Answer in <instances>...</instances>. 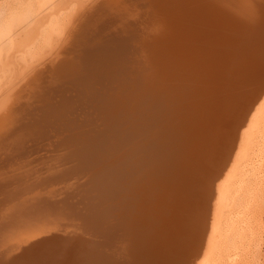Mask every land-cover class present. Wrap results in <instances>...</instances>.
<instances>
[{"label":"bare ground","instance_id":"1","mask_svg":"<svg viewBox=\"0 0 264 264\" xmlns=\"http://www.w3.org/2000/svg\"><path fill=\"white\" fill-rule=\"evenodd\" d=\"M138 3L141 8L133 10ZM227 10L231 12L232 22H222L228 17ZM101 11L109 13L102 16ZM150 11L153 12L149 14ZM90 17L99 19L95 20L96 25L99 23V34L103 32L106 36V40L101 39L104 44L121 48L130 38L128 45L135 44L131 45L137 47L135 52L147 49L148 53L145 50L140 57L132 58L126 52L111 54L102 45L95 50L101 54L100 60H93L89 52L81 54L74 47L84 33L90 32V26L85 24ZM125 19L126 25H120ZM117 27L113 35H108L107 30ZM225 27L229 30H222ZM80 28L85 30L82 36L75 32ZM133 33L147 36L144 37L147 42L141 38L132 40ZM153 42L154 45L146 48V44ZM256 48L264 56V0H15L2 6L0 250L7 252L0 256V264H138L124 257H137L134 245L138 246L137 251L144 243L143 252L164 247L172 238L167 236L171 232L179 234L180 230L172 229L175 221L160 224V232L152 228V213L146 205L150 202L149 190L143 193L141 180L133 187L127 180L131 173H136L133 170L139 169L138 165L147 164L146 157L150 156L149 164L154 160L153 150L144 157L143 154L151 146L156 150L161 138L173 144L170 160L176 161L181 155L175 141L185 137V124L191 121L195 124L202 111L200 119H207L200 124L199 133L221 126L229 144L208 157L210 153L204 148L195 150V153L200 151L205 167L199 174L205 188L202 196L206 204L201 209L204 214L200 222L204 224L198 228L200 234L194 235L192 240L196 245L193 243V248L190 244V249L182 239L188 236L190 239L197 229L191 227L190 236L184 226L190 223L187 225L190 229L191 220L195 219L189 218L187 222L186 218L187 224L183 222L181 226L178 215V226L185 229L180 235L186 237L170 240L175 246L180 241L183 243H179L175 259L180 257L179 264H254L259 236L263 233L256 217L264 203V73H258V78H248L244 72L248 65L245 60ZM167 53L169 57L165 60L162 55ZM121 57L125 59L120 61ZM104 65L108 66L107 71L96 75ZM115 67L121 68L117 70L121 77L114 84L119 89L110 93L113 86L108 76L115 74ZM197 70L211 73L210 78L213 76L202 97L196 93L198 79L191 74H199ZM235 70L237 73L231 75ZM235 75L244 76L238 79ZM87 76L90 80L84 81ZM230 80H234L233 88L237 90L227 98L229 112L223 114L224 118L221 114L215 116L216 110L209 113V105L215 109L223 106L219 102L220 94L215 95V102L208 103V99H215L211 85L222 87L225 85L220 82L226 84ZM69 88L76 89L81 107L78 103L59 104L62 99L72 97ZM62 91L61 97L55 95ZM83 93L88 97H78ZM108 101L115 103L114 106L101 108ZM168 106L172 108L166 109ZM140 110L143 113L138 115ZM238 113L240 117L235 122ZM80 117L93 122L91 131L81 135L76 129L82 121L75 123ZM122 130L137 138L138 153L133 158L128 154L131 160L126 159L127 151L120 152L127 144L120 139L127 141L130 137ZM72 138L76 145H70L75 149L63 148ZM164 149V152L160 150L161 156L168 150ZM151 156L154 158L150 159ZM194 159L197 156L193 155ZM127 162L132 165L128 166ZM165 166L168 167L166 163ZM108 188L115 190L112 189L115 194L110 191L113 196L107 193ZM194 190L190 188L191 193ZM156 194L152 196L157 197ZM152 201L149 205L157 202ZM131 202L135 204L129 208ZM112 203L126 207L111 209ZM167 218L166 215L162 221H168ZM160 233L161 238L157 236ZM147 242L155 248H149Z\"/></svg>","mask_w":264,"mask_h":264},{"label":"rangeland","instance_id":"2","mask_svg":"<svg viewBox=\"0 0 264 264\" xmlns=\"http://www.w3.org/2000/svg\"><path fill=\"white\" fill-rule=\"evenodd\" d=\"M13 1H15V0H0V8L2 7V6H6V5H8V4H10V3H12ZM8 2V3H7ZM89 2V1H88ZM115 4V3H114ZM154 5H156V3H153ZM115 5H118V4H115ZM140 9L141 7H140V5H139V3H138V5H134V7L132 8L133 10L134 9ZM111 10V9H110ZM109 10V11H110ZM106 11V10H105ZM100 12V9L98 10V13ZM102 12V11H101ZM153 11H150L149 12V14L150 13H152ZM227 12L229 13V14H226V15H228V17H225V18H223L222 19V22H226V21H229V22H232L231 21V12L230 11H228L227 10ZM103 14H102V16H104V14L106 15H108V11L107 12H102ZM110 14H115V13H113L112 11H110ZM98 15H100V13L98 14ZM106 15V16H107ZM224 15H225V13H224ZM89 16H92V15H89ZM88 16V17H89ZM105 16V17H106ZM114 16V15H113ZM99 17V19H100V16H98ZM92 17H90V18H88L87 19V22L85 23L86 25H88V27L90 26V28H89V30L88 31H90V32H88L87 34L86 33H84L85 32V30H81V28L77 31H75L76 33H77V35L78 34H81V36H82V33H84L83 34V36H82V38L79 40V41H77L76 43H75V47L74 48H76L77 50H81V54H82V52L84 51V53H86L87 55L89 54L90 55V57H92V59L93 60H100L102 57H101V54L99 53L98 54V52H96L95 50L96 49H98L99 47H101L102 45H103V47L104 48H106L108 51H110L111 52V54H114V53H117V52H119V53H121V55H122V53L124 54V52H126V54L125 55H128V56H130V57H132L133 58V56H138V55H140V53L141 52H143V51H147V49H145V50H138V51H136L135 52V50L137 49V47H134V46H131V45H135V44H131V45H128V44H130L129 42V40H130V38H128V40L126 41V44H125V42H120V44H121V48H116L115 46H108L107 44H104L103 43V41L102 40H106V36L104 37V35H103V32H101L100 34H99V23H98V25H96L97 23H96V20H99V19H96V18H93L92 20ZM96 19V20H95ZM225 19V20H224ZM128 22V20L127 19H125L124 21H122L121 23H120V25H122V23H123V25H126V23ZM101 23V22H100ZM242 23V22H241ZM94 24V25H93ZM119 25V26H120ZM229 26V25H228ZM93 27V28H92ZM120 28V27H119ZM226 29H228L229 30V28H227V27H225L224 29L222 28V30H226ZM118 30V27H117V29H115V30H112V31H109V30H107V33H108V35H113L114 33H115V31H117ZM122 30H124V28H122ZM107 33H105V35L107 34ZM98 34L100 35V37H98ZM133 37L131 38L132 40L133 39H137V40H146L145 42H147V39H144V37L146 38L147 36H144V35H139V34H134L133 33ZM136 35V36H135ZM102 36V37H101ZM138 36V37H137ZM141 36V37H140ZM113 36H111V38H112ZM160 37V34L156 37V38H159ZM99 38V39H98ZM141 38V39H140ZM95 39V40H94ZM102 39V40H101ZM99 41V42H98ZM129 41V42H128ZM94 42H96V43H94ZM144 42V43H145ZM101 43V44H100ZM103 43V44H102ZM143 43V44H144ZM100 45V46H98L97 48H95L96 47V45ZM155 44V42H153V43H151V44H146L147 45V47H146V45H145V47L146 48H149V46H151V45H154ZM125 45V46H124ZM95 46V47H94ZM123 46V47H122ZM225 46H227L226 44H225ZM115 47V48H114ZM130 47V48H129ZM160 47H163V49H166V47L167 46H160ZM84 48V49H83ZM92 48V49H91ZM95 48V49H94ZM109 48V49H108ZM111 48V49H110ZM128 48V49H127ZM167 48H169V47H167ZM173 48H175V47H173ZM89 49V50H88ZM118 49V50H117ZM120 49V50H119ZM122 49V50H121ZM139 49V48H138ZM114 51V52H112V51ZM86 51V52H85ZM91 51L93 52V53H91ZM128 51H129V53H128ZM255 51V52H254ZM254 51H252L251 53H249V57L245 60L246 62L245 63H247L248 62V65H247V67H245L246 68V70H245V75L247 74V77L248 78H251V76L253 77V78H255L257 75H258V73H261V72H263L264 73V70H262V69H264L263 67H264V56H262V54H259V53H261L260 51L258 52V50H257V48L256 49H254ZM87 52H89V53H87ZM153 52H154V50L153 49H151V53H152V55H155V52H154V54H153ZM258 52V53H257ZM133 53V54H132ZM135 53V54H134ZM144 53V52H143ZM147 53H148V51H147ZM160 53H162V51L160 52ZM255 53H256V56H255ZM86 54H83V55H86ZM94 56H93V55ZM252 55V56H251ZM165 57V60H167V57H169V55H168V53H167V55L166 54H164V55H162V57ZM138 57H140V56H138ZM153 57V56H152ZM262 58V59H261ZM123 59H125L124 57H121L120 58V61L122 60L123 61ZM127 60V59H126ZM161 61V60H160ZM158 62V61H157ZM112 64V63H111ZM161 64V63H160ZM233 64V63H232ZM107 65V64H106ZM253 67V68H252ZM261 67V69H259ZM107 69H108V66H103L100 70H98V71H96V75L97 74H99V75H102V74H104L106 71H107ZM121 68L120 67H115L113 70H115V74L114 73H112L111 74V76H108V81L111 83V85L113 86L112 87V89H111V92L110 93H115L118 89H119V87H116V86H114V84L117 82V81H119L118 79L121 77V75L120 74H118L117 73V70L119 71ZM112 70V71H113ZM261 70V71H260ZM198 71V70H197ZM114 72V71H113ZM101 73V74H100ZM117 73V74H116ZM198 73H199V71H198ZM202 73V74H201ZM234 73H237V70H235V71H232V73H231V75H234ZM191 74H192V76H194V77H197V79H198V83H197V85H196V89H198L197 91H196V93H199V96L200 97H202V95L201 94H203V91H205V89L207 88V89H209L208 87L210 86V84H209V81L210 80H212L213 79V76L210 78V75L209 74H211V73H209L208 75L207 74H205V73H203V72H200L199 74H195L194 75V73L193 72H191ZM199 75V76H198ZM200 75H202V76H200ZM236 76V78H238V79H240V78H242V76H244V75H240V76H237V75H235ZM250 76V77H249ZM114 77V78H113ZM201 79H200V78ZM256 78H258V76L256 77ZM200 79V80H199ZM90 79H89V76H87L86 77V80H84V81H89ZM91 80H93V79H91ZM204 80H205V82H204ZM83 81V82H84ZM201 81H202V83H201ZM226 81V80H225ZM225 81H222V82H220V83H223L225 86H222L221 87V85L219 86V87H216V85H215V87L214 86H212L211 85V94L213 95V97L215 98L214 100H213V98H211V99H208V100H210L208 103H210V104H212L213 102H215V100H216V96L215 95H219L220 94V100H219V102H220V105L222 106H224L225 108L223 109V106H222V108L219 106V109H215L216 107H213V106H211V105H209V107H208V110H209V113L210 112H214L215 110H216V113H215V116H219L220 114L222 115V118H224L225 117V115H227V113L229 112V111H227V98H229V96H231L230 94H232L233 93V91H236L237 89H235L234 90V88H233V86H235L233 83H234V80H230V81H227V83L225 84ZM251 81H252V79H251ZM250 81V82H251ZM261 81V80H260ZM157 83V82H156ZM204 83V84H203ZM217 83V82H216ZM259 83V82H258ZM206 84V85H205ZM227 86V87H226ZM157 87V89L159 90V89H161L160 87L161 86H156ZM225 87H226V89H225ZM75 88H78V87H75ZM78 89H80V88H78ZM82 89V88H81ZM70 92H73V95H72V97L71 96H69L68 98L67 97H65L64 99H68V100H64L63 101V99L60 101V105L62 104H67L68 106L69 105H76L77 103H78V106L79 107H81V105H79V103L81 104V102L80 101H77V97L75 96V90H74V88H69L68 89ZM72 90H74V91H72ZM216 90V91H215ZM245 90V88H243V90L242 91H244ZM213 92H215V94L213 93ZM216 92H218V93H216ZM229 92V93H228ZM62 93H63V91L62 92H57V94H55L56 96H59V94H60V97H61V95H62ZM223 93V94H222ZM241 93V92H240ZM71 95V94H70ZM223 95V96H222ZM78 96V95H77ZM78 97H80L81 99L82 98H86V97H88V94L87 93H83L82 95H79ZM124 97H126V96H124ZM226 97V98H225ZM70 98H72V99H70ZM251 98V97H250ZM79 99V98H78ZM115 99V98H114ZM72 101V102H71ZM70 102V103H69ZM198 102V101H197ZM200 102V101H199ZM129 103V102H128ZM115 104V103H114ZM114 104H113V102L111 103V101H108V102H106V103H103L102 104V106H101V108L103 107V105L105 106V105H108V107L110 106V107H113L114 106ZM130 104V103H129ZM59 105V106H60ZM58 106V107H59ZM132 106V105H131ZM61 107V106H60ZM100 107H98V109H99ZM172 108V107H171ZM169 106L168 107H166V109H171ZM226 109V110H225ZM200 110V109H199ZM219 110V111H218ZM225 111V112H224ZM222 112V113H221ZM138 113V115H140V114H142L143 112H142V110H140L139 112H137ZM202 113H203V111L202 112H200L197 116L199 117V119H197V122L194 124V122L193 121H191L190 123H187V125L185 124V126L187 127V132H186V134H185V137L183 138L182 136H180V138H179V140L178 141H175V144H176V142H178V146H179V150H178V152H180V155L181 156H177V159H176V157H175V159H176V161H171L170 160V154L172 153L171 151L173 150V148L174 147H171V146H173V144L171 145V144H169V143H167V142H165V141H162V138H161V142H160V140H159V143L157 144V148H156V150H154L153 148H152V146L151 147H149V150L147 149L145 152H144V154H143V157L145 156V155H147V154H145L147 151L148 152H151L152 150H153V152H151L152 153V156H156L155 158L154 157H152L151 156V158L150 159H153L154 158V160H151L150 161V164H149V160H148V157H150V156H148V157H146L147 158V164H145V163H143V164H141L142 162H146L145 160H140L141 161V165H138V166H140L139 167V169L138 170H133L134 172H136V173H131V178L129 179V180H127L128 182L130 181V182H132V184L133 183H135V184H130V187H133V186H135L136 185V183H139L138 181H140V187H142V189L144 190V194H146V192H148V190H149V193H147V194H149L150 195V197L148 196L147 197V200H148V198H150V200H148V201H152V199L153 200H156L157 202H155L156 204H151V205H149L150 204V202L148 203L147 201H145L146 203H148V204H146L148 207H147V209H149V210H151V213H152V217L153 218H151L150 219V223H151V227L152 228H154V229H156V230H158L159 232H160V227H162V226H160V224H166V225H168L169 224V222L171 221V222H174L175 221V223H176V225H174L173 226V228L172 229H176L177 230V232L179 231V234L178 233H175V235H172V232H171V235L170 236H167V238L169 239V237H172V238H170L169 240H168V242H167V244L164 246V247H160V248H157V246H156V248L154 249V250H151V249H147L146 251H144L143 252V248L142 247H144V243H141V245H142V247L141 246H139V248L137 249V251H136V248L138 247L137 245H134L133 246V249L135 250V252H136V254H137V257H135V256H133V257H126V255L124 256L125 258V260L127 261V260H129L130 261V259H132V260H135V262H137L138 264H171L170 262H172L173 260H174V262L172 263V264H179L180 263V257H178V259H177V261H175L176 259H175V256H176V252H177V250L180 248V246L183 244H181V242L183 241H185L186 242V245L187 246H189V248L190 249H192V246H193V248H194V246L196 245V242L195 241H193L192 239H194V237L195 236H198L197 234H200L199 233V230H198V228L201 226V224L202 223H200L201 222V220H203V214L204 213H202L201 211L202 210H204V209H202L203 207H204V205L206 204H204V201H205V199H204V197L202 196V194L204 193L205 194V188L202 186V182L200 181V178H201V174H202V172H204V169H205V167H204V165H203V158L201 157V153H200V151H198L197 153H195V150H197V149H199V148H204L206 151H208L210 154L209 155H207V157L208 156H213V154L215 155V153H219L220 151H222L223 150V147H224V149H226V146L229 144L228 142H226V140H225V138L223 137V134H222V131H223V127L221 128V126H216V127H214V129L212 130V129H207V130H205V131H200V133H199V128L201 127V125L200 124H202V121H205L207 118H204V120H203V118L202 119H200L201 118V115H202ZM218 113V114H217ZM223 114H225V115H223ZM108 115V114H107ZM180 115V114H179ZM239 117H240V114L238 113V115L236 114V116L234 117V120H235V122L236 121H238L239 120ZM83 120H82V119ZM84 118H86V117H84ZM83 117H80L79 119L77 118L76 120H75V123L76 122H79V121H82L81 122V124L82 125H80V127L79 128H77L76 129V131H78V132H80L79 134L81 135V133L83 134V132L84 133H87L88 131H91V129H90V127H91V125L93 126V122L91 123V120H85ZM215 118V117H214ZM213 118V119H214ZM81 119V120H80ZM210 119V118H209ZM212 120V119H211ZM86 121V122H85ZM88 121V122H87ZM200 121V122H199ZM233 122V121H232ZM84 124V125H83ZM189 124V125H188ZM82 127V128H81ZM86 127V128H85ZM205 127V125H203V128ZM220 127V128H219ZM92 128V127H91ZM81 129V130H80ZM88 129V130H87ZM90 129V130H89ZM80 130V131H79ZM95 130H98L97 128H95ZM82 131V132H81ZM92 131H94V130H92ZM129 131V130H128ZM156 131V130H155ZM184 131H185V129H184ZM122 132H123V134H125V130H122ZM213 132V133H212ZM214 132H216V133H214ZM218 133V134H217ZM199 134H201V135H199ZM205 134H207V139L205 138V137H203ZM126 135H127V137L128 136H130V134H128V132H126ZM210 136V137H209ZM131 137V138H130ZM128 139H127V141H129L130 142V144H129V142H127L126 141V139H123V137H122V139H120V141H122V143H124L123 141H125L127 144H126V146L127 147H129V145H130V147L129 148H127L126 146H123V145H121V149H120V152H122L123 150L125 151V153H126V151L128 152L127 153V157H128V154H130V156H131V158H133L134 156H136L137 154L136 153H138V151L136 150V140L135 139H137L136 137H134L133 136V134H131V136H130ZM134 138V139H133ZM218 138V139H217ZM132 139V140H131ZM176 139V138H175ZM118 140H119V138H118ZM181 140V141H180ZM73 141H75L74 140V138H72V139H69L68 141H66L67 142V144H65L64 146H63V148H66V149H69V150H73V149H75L74 147L75 146H72V145H70V144H75L76 145V141L75 142H73ZM214 141V142H213ZM65 142V143H66ZM206 142V143H205ZM209 142H210V144H209ZM225 142H226V144H225ZM161 143V144H160ZM187 144V145H182V144ZM215 143H217V144H215ZM73 144V145H74ZM80 144H82V143H79V145ZM125 144V143H124ZM129 144V145H128ZM78 145V146H79ZM83 145V144H82ZM213 145H218L217 146V149L216 148H212V146ZM71 146V147H70ZM76 147V148H79V147ZM131 146L133 147V149L135 150H133V149H131ZM168 146H170L169 147V149H168ZM125 147L127 148V149H125ZM183 147H185V148H183ZM158 148H161V149H158ZM164 148H166V149H168V150H166L167 152H166V154H164L163 156H161V153H160V150H162V152H164ZM129 149V150H128ZM170 149H171V151H170ZM65 151V150H64ZM132 151H134V152H132ZM168 151H169V153H168ZM120 152H119V154H120ZM171 152V153H170ZM124 153V152H123ZM125 153L123 154V156H125ZM118 154V155H119ZM154 154V155H153ZM157 154V155H156ZM196 154V155H195ZM54 155V154H53ZM117 155V156H118ZM160 155V156H159ZM165 155H166V157H165ZM193 155H194V157L195 156H197V159H194L193 160ZM219 155V154H218ZM126 157V156H125ZM142 157V158H143ZM36 158V157H35ZM159 158H162V159H159ZM126 159H130V157H128V158H126ZM144 159V158H143ZM168 159V160H167ZM131 160V159H130ZM136 160H137V158H136ZM166 160V161H165ZM155 161V162H154ZM168 161V162H167ZM171 161V162H170ZM154 162V163H153ZM158 162H160V163H158ZM128 163H130V164H128ZM165 163H166V165H168V167L166 168V166L164 167V165H165ZM127 164H128V166L129 165H132V162H127ZM134 164V163H133ZM145 164V165H144ZM157 164V165H156ZM161 164H162V166H163V168H161L162 166H161ZM147 165H149V166H147ZM156 165V166H155ZM159 165V166H158ZM145 166V167H144ZM146 166H147V168H146ZM150 166H152V167H150ZM142 167V168H141ZM154 167V168H153ZM161 168V169H159V168ZM204 167V168H203ZM143 168H146V170L145 169H143ZM164 168H165V170H164ZM158 169V170H157ZM163 170V171H162ZM203 170V171H202ZM96 171H99V169H96ZM142 171H144V172H142ZM162 171V172H161ZM79 172H80V169H79ZM78 172V173H79ZM83 172V171H82ZM158 172H161V173H158ZM163 173V174H162ZM142 174H143V176H142ZM200 174V175H199ZM140 175V176H139ZM154 175V176H153ZM161 175H164V176H161ZM113 176V175H112ZM132 177H134V178H132ZM153 177V178H152ZM200 177V178H199ZM137 178H138V180H137ZM133 181H132V180ZM146 179V180H145ZM149 179H151V181L149 180ZM112 180V179H111ZM155 180V181H154ZM195 180L197 181V182H195ZM135 181V182H134ZM146 181H148V182H146ZM129 182V183H130ZM144 182V183H143ZM127 183V182H126ZM153 183H155V184H153ZM216 183H218V182H216ZM144 186H143V185ZM147 184V185H146ZM148 184H149V186H148ZM152 186H151V185ZM157 184V185H156ZM129 185V184H128ZM146 185V186H145ZM154 185V186H153ZM107 186H109V185H107ZM148 186V187H147ZM155 186H156V188H155ZM200 186V187H199ZM150 187V188H149ZM107 188V187H106ZM105 188V189H106ZM110 188V187H109ZM108 188V192L107 193H110V191H112V189L110 190ZM154 188V189H153ZM190 188H193V189H195L192 193L190 192ZM114 189H115V186H114ZM113 189V190H114ZM145 189L147 190V191H145ZM151 189V190H150ZM153 189V190H152ZM204 189V190H203ZM197 190V191H196ZM115 191V190H114ZM114 191H112V193L113 194H115L114 193ZM154 191V192H153ZM106 192V191H105ZM112 193H110L112 196H113V194ZM157 193V194H156ZM158 195L157 197L156 196H152V195ZM200 194V195H199ZM118 195V194H117ZM117 197V196H116ZM155 197L156 198H158V199H155ZM136 199L138 198V197H135ZM186 198V199H185ZM115 199H116V202H115ZM141 199V198H140ZM201 200V201H200ZM203 201V202H202ZM114 202L117 204V202H118V199L117 198H115L114 197ZM145 202H144V204H145ZM152 202H154V201H152ZM151 202V203H152ZM114 203H112V208L111 209H114V207H117L118 209H124L125 207L124 206H122V204H120L119 206H115V204L113 205ZM135 204V202L133 203V202H131L130 203V207L129 208H131L133 205ZM204 204V205H203ZM122 206V207H121ZM142 206H143V204H142ZM202 206V207H201ZM121 207V208H120ZM128 208V209H129ZM144 208H146V207H144ZM202 209V210H201ZM206 209V208H205ZM113 211V210H112ZM74 212H78V211H75L74 210ZM136 213V212H135ZM124 214V213H123ZM181 214H183V217H182V215ZM185 214V215H184ZM167 215V217H169V218H167L168 219V221H164L165 220V216ZM178 215H180V220H181V226H182V224H183V222H186V220H187V222H189L188 221V219L189 220H191L192 218L193 219H195L194 221L193 220H191V224L192 225H190L189 226V228L190 229H187V225H189V224H187V222L185 223V224H187V225H183L184 227H186L185 229L186 230H189V233H190V231L193 229L194 231L197 229V233L195 232V233H193V236H191L192 234L190 233V239H189V236H188V238H183L182 239V241H180L179 243L181 244H176V246L174 245V243L173 242H170V240L171 241H174V240H181V238L183 237V236H185V234H182V235H180V233L182 232V233H184L183 232V230H185L184 229V227H182V230H181V226H178L180 223V220H179V217H178ZM201 216H202V219H201ZM162 218L164 219L163 221H162ZM178 218V221H176V219ZM182 218V219H181ZM187 218V219H186ZM186 219V220H185ZM197 219V220H196ZM183 220H185V221H183ZM208 220V219H207ZM256 220L258 221V223H259V228H260V232H263V233H260L261 234V236H259L260 238H261V240L259 241V249H258V251L255 253L256 255H255V259H254V264H264V203L260 206V209H258V214H257V217H256ZM195 222V223H194ZM149 223V224H150ZM159 224V225H158ZM196 224H199V226L198 225H196ZM204 224V223H203ZM202 224V225H203ZM197 226V227H196ZM191 227H192V229H191ZM196 228V229H195ZM179 229V230H178ZM155 230V231H156ZM162 230V229H161ZM157 232V231H156ZM185 233H187V231H185ZM179 235V237L178 238H180V239H178V238H176V236H178ZM195 235V236H194ZM157 236H159L160 238L161 237H163V235L160 233L159 235H157ZM182 236V237H181ZM186 237V236H185ZM203 237V236H202ZM174 238V239H173ZM173 239V240H172ZM156 240H157V237H156ZM189 240V241H188ZM192 240V243L190 242ZM141 242H143V241H141ZM158 243H160L159 241H157ZM188 242H190V243H188ZM22 243V242H21ZM193 243H195V245L193 244ZM147 245H149L150 247L149 248H152L153 249V247H152V244L150 243V242H147L146 243ZM185 244V243H184ZM192 246H191V245ZM161 248H166V249H164L163 251H162V249ZM142 249V250H141ZM149 250V251H148ZM168 250H169V252H168ZM161 251V252H160ZM176 251V252H175ZM0 256H2L3 254H5L7 251H4V253H3V251H1L0 250ZM173 252V253H172ZM159 253H161L160 255H159ZM162 253H163V255H162ZM169 253H170V255H169ZM166 254H168L167 256H168V258H167V256H165ZM174 254V255H173ZM186 254V253H185ZM161 257V258H159V257ZM165 257V259H164V261H163V258ZM134 258V259H133ZM169 258H170V260L171 259H173L172 261H169ZM182 258H183V256H182ZM168 259V260H167ZM162 260V261H161ZM126 261H124V262H126ZM156 262V263H155ZM157 262H159V263H157ZM169 262V263H168ZM177 262V263H176ZM181 264H182V262H181Z\"/></svg>","mask_w":264,"mask_h":264}]
</instances>
